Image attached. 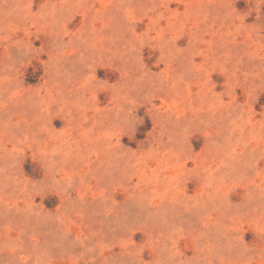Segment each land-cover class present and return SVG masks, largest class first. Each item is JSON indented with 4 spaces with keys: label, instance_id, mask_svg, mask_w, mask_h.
<instances>
[{
    "label": "rangeland",
    "instance_id": "rangeland-1",
    "mask_svg": "<svg viewBox=\"0 0 264 264\" xmlns=\"http://www.w3.org/2000/svg\"><path fill=\"white\" fill-rule=\"evenodd\" d=\"M0 264H264V0H0Z\"/></svg>",
    "mask_w": 264,
    "mask_h": 264
}]
</instances>
